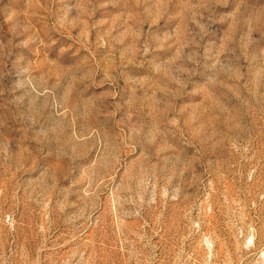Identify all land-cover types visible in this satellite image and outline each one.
I'll return each mask as SVG.
<instances>
[{"label":"rangeland","instance_id":"374dc122","mask_svg":"<svg viewBox=\"0 0 264 264\" xmlns=\"http://www.w3.org/2000/svg\"><path fill=\"white\" fill-rule=\"evenodd\" d=\"M0 264H264V0H0Z\"/></svg>","mask_w":264,"mask_h":264}]
</instances>
